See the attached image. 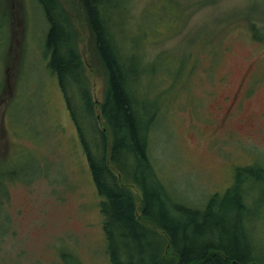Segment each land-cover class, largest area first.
I'll list each match as a JSON object with an SVG mask.
<instances>
[{"label":"rangeland","instance_id":"obj_1","mask_svg":"<svg viewBox=\"0 0 264 264\" xmlns=\"http://www.w3.org/2000/svg\"><path fill=\"white\" fill-rule=\"evenodd\" d=\"M175 1L126 0L128 21L117 28L120 37L144 32L129 44L151 63L138 89L155 111L154 169L193 207L215 193L224 209L238 180L248 201L242 230L255 246L250 262L264 264V0ZM58 2L77 32L102 128L107 71L81 0ZM48 29L38 0H0V264H110L100 196L70 106L87 121L84 93L80 83L63 88L49 70ZM81 126L91 140L90 124ZM241 172L258 176L240 179ZM121 181L138 208L139 186Z\"/></svg>","mask_w":264,"mask_h":264},{"label":"trees","instance_id":"obj_2","mask_svg":"<svg viewBox=\"0 0 264 264\" xmlns=\"http://www.w3.org/2000/svg\"><path fill=\"white\" fill-rule=\"evenodd\" d=\"M170 1L178 5L175 0ZM38 2L49 22L46 41L49 70L58 77L63 88L67 85L77 88L80 83L78 88L84 93L87 121L79 117L71 103L70 106L100 196L110 264H260L250 262L255 246L252 237L242 230L246 224L244 206L248 201L238 180L233 186V199L227 200L229 205L224 209L217 204L219 197L215 193L201 208L176 197L156 173L149 151L155 111L138 89L141 76L149 73L151 63H142L131 50L134 46L129 44V40L141 43L144 32L138 30L131 35L129 32L122 37L117 33L119 24L124 26L128 21L124 11L128 8L126 0H81L97 52L107 71V87L101 103L105 119L102 128L97 125L100 115L94 114L87 83L83 82V61L75 49L77 32L71 26L70 14L58 0ZM156 3L150 10L146 9L145 14L151 12ZM119 13H122V21H119ZM148 18L154 16L145 19ZM141 25L142 21L138 26ZM81 121L92 127L89 141L85 139ZM244 174L258 176L241 172L240 179ZM121 177L139 186L138 208L134 192ZM142 218L148 222L141 221ZM228 218L232 223L227 225L224 220ZM63 255L68 261L69 254Z\"/></svg>","mask_w":264,"mask_h":264}]
</instances>
